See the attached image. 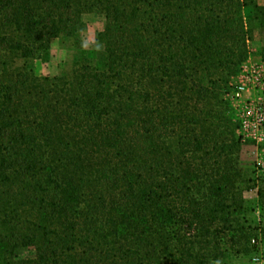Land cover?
<instances>
[{
    "label": "trees",
    "instance_id": "trees-1",
    "mask_svg": "<svg viewBox=\"0 0 264 264\" xmlns=\"http://www.w3.org/2000/svg\"><path fill=\"white\" fill-rule=\"evenodd\" d=\"M87 14L103 50L39 76ZM253 23L264 32V0H0V264L247 255L264 167L242 166L228 95Z\"/></svg>",
    "mask_w": 264,
    "mask_h": 264
},
{
    "label": "rangeland",
    "instance_id": "rangeland-1",
    "mask_svg": "<svg viewBox=\"0 0 264 264\" xmlns=\"http://www.w3.org/2000/svg\"><path fill=\"white\" fill-rule=\"evenodd\" d=\"M85 24V29L77 38H60L53 41L51 58L48 62H43L42 60L34 62L35 70L39 76H61L70 73L75 60L84 52L94 49L97 35L105 26L104 18L97 14H87L85 16ZM249 28L252 31V40L249 42L250 57L247 60H262L260 51L264 46V32L254 23L250 24ZM244 143L241 152V164L250 173L252 170H258V158L257 155L252 153L254 149L253 143L249 141ZM259 152V159H264V144L260 147ZM245 197L250 203V207L254 209L247 216L248 223L260 229V227L264 226V212L257 205L256 191L245 193ZM257 232L260 233V230ZM256 237H258L256 239H260L261 246L258 248L250 244V252L247 255H240L230 264H254V258L260 259L258 264H264V237L262 234H258Z\"/></svg>",
    "mask_w": 264,
    "mask_h": 264
},
{
    "label": "built area",
    "instance_id": "built-area-1",
    "mask_svg": "<svg viewBox=\"0 0 264 264\" xmlns=\"http://www.w3.org/2000/svg\"><path fill=\"white\" fill-rule=\"evenodd\" d=\"M228 98L241 123L239 135L243 142L253 143L252 153L257 155V166L264 167V159H259V149L264 144V61L243 63ZM252 245L259 248L260 239H253ZM253 262L258 264L260 259L254 258Z\"/></svg>",
    "mask_w": 264,
    "mask_h": 264
},
{
    "label": "clouds",
    "instance_id": "clouds-1",
    "mask_svg": "<svg viewBox=\"0 0 264 264\" xmlns=\"http://www.w3.org/2000/svg\"><path fill=\"white\" fill-rule=\"evenodd\" d=\"M94 48H95V50H96L97 52L102 51L103 48H104V44H103V42L100 41V40H97L96 43H95V45H94Z\"/></svg>",
    "mask_w": 264,
    "mask_h": 264
}]
</instances>
